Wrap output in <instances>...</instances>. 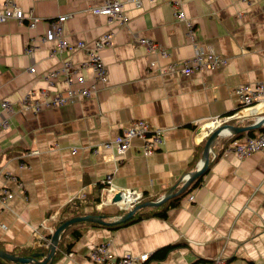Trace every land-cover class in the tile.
<instances>
[{
	"label": "crops",
	"instance_id": "0c3cea01",
	"mask_svg": "<svg viewBox=\"0 0 264 264\" xmlns=\"http://www.w3.org/2000/svg\"><path fill=\"white\" fill-rule=\"evenodd\" d=\"M6 1H14L40 20L33 27L26 19L23 24L14 19L0 22V100L16 108L9 127L0 131V189L7 185L14 192L0 204L2 250L16 254L31 250L41 253L42 260L50 251L49 246L43 254L50 244L46 235L54 232L63 209L83 192L100 194L103 180L111 175L118 187L142 190L146 200L141 203L159 200L178 185L162 204L142 207L138 220L115 227L79 224L73 228L82 231L77 239L72 229L65 231L47 264H95L88 253L102 242L116 255L152 254L172 246L144 264H191L216 255L227 264H264V150L239 160L229 149L232 137L221 133L211 145L208 168L182 188L204 161L208 127L203 126L238 110L239 85L264 82V0H187L184 11L195 22V42L213 47L229 62L219 70L165 76L161 69L167 59L137 44L135 37L162 45L169 60L194 55L187 26L175 17L168 0H143L140 7L125 4V25L88 10L103 0H0V9ZM61 15H69L62 25L72 45L84 42L92 47L101 35L116 31L113 44L99 53L108 67V82L90 98L38 112L21 111L26 93L33 91L36 99L45 101L41 90L51 94L65 90L62 74L52 85L44 79L64 59L82 64L83 75L93 74L91 67L83 66L88 60L85 48L58 50L52 29ZM29 47L34 48L31 53ZM32 66L35 72H30ZM3 115L0 107V119ZM134 119L164 130L159 150L144 155L142 141L136 138L121 162L112 151L93 152V147L114 139ZM254 120V115H246L227 124L246 126ZM250 131L255 135L261 128L234 134L245 137ZM5 171L13 172L23 186L7 180ZM83 209L93 210L91 205ZM97 209L111 219L121 208L104 189Z\"/></svg>",
	"mask_w": 264,
	"mask_h": 264
},
{
	"label": "built area",
	"instance_id": "2783aa9c",
	"mask_svg": "<svg viewBox=\"0 0 264 264\" xmlns=\"http://www.w3.org/2000/svg\"><path fill=\"white\" fill-rule=\"evenodd\" d=\"M171 4L175 17L183 21L187 26V35L195 43V53L192 57L184 60H169L170 55L167 50L159 43L147 37L136 36L135 42L137 44L145 45L149 51L158 52L167 59V63L161 69L162 75L181 74L188 75L205 70H219L224 68L228 62V57L216 51L213 47L202 46L196 41L194 33L195 22L189 18L184 11V3L187 0H168ZM133 3L140 7L143 0H103L99 5L91 6L88 10L95 14L105 15L110 22L118 21L121 25L128 22V16L125 12V4ZM69 15H61L53 22V37L57 39V46L60 52L70 50L76 51L85 48L88 53V60L83 66L91 67L93 74L90 77L83 75L80 71L81 66L75 65L70 58L64 59L62 65L55 70L48 71L44 74V79L49 84L59 74L64 76L67 87L65 90L56 89L54 93H50L48 89L41 90V94L45 97V101L36 99L34 92L31 91L20 101L21 111H35L38 112L43 107L62 106L69 102L77 101L79 98L92 97L100 87L106 85L109 79V71L107 65L102 62L100 52L106 47L113 44L115 31L111 30L99 38H97L92 47H87L86 43L79 42L76 45L70 44L69 40L64 36L63 22ZM14 19L20 23L28 20L29 26L33 27L40 20L34 13H26L14 1H6L4 6L0 9V22ZM33 47H29L28 51L31 53ZM30 72H35L34 66L30 67ZM236 94L240 99V106L237 111L230 115H223L214 117L209 120L203 128L206 129V136L218 128L219 126L227 125V122L236 117H244L246 115H254V123L261 121V131L255 135H246L245 137H238L229 127H224L221 133L226 132L230 135V147L236 157L241 160L246 157L264 150V82L256 81L253 83H244L239 85L236 89ZM0 107L4 111L3 117L0 119V131L9 127V118L16 113V108L8 100H0ZM202 131V127L201 130ZM220 133V134H221ZM164 130L161 127L152 125L145 119H134L127 125L121 127L119 134L109 141L101 142L93 147L94 153H99L102 149L109 150L114 153L116 161H123L126 158L128 150L132 146L134 139L138 138L142 141V153L144 155H151L161 148L163 143ZM77 152V147L72 149V153ZM30 155V153L28 154ZM22 167L24 164L21 165ZM5 178L7 180H14L20 187L23 186L17 176L11 171H5ZM105 183V190L108 191L110 199L116 193L122 197L119 205L121 209L130 210L135 205L140 203L144 197L142 190L130 187H118L113 183L112 176L107 175L103 180ZM83 192L80 196H84ZM14 192L7 185H3L0 189V204L6 203ZM115 203V202H114ZM53 232V229H51ZM149 253L135 255L132 253H125L123 255H116L110 249L108 243L102 242L90 248L88 258L95 264H144L150 258ZM191 264H227L226 260L221 255H216L211 259L195 261Z\"/></svg>",
	"mask_w": 264,
	"mask_h": 264
},
{
	"label": "water",
	"instance_id": "95a60500",
	"mask_svg": "<svg viewBox=\"0 0 264 264\" xmlns=\"http://www.w3.org/2000/svg\"><path fill=\"white\" fill-rule=\"evenodd\" d=\"M261 126H262L261 121H259L257 123H253V124L246 125V126H234V125L227 124V125L219 126L218 128L214 129L210 133V135L208 136L206 144H205L204 161L201 163V165L198 167V169L195 172L190 173L189 176L186 177V182L182 186V188L187 187L191 181H193L198 176L202 175L205 172V170L208 168L209 162H210L209 154H210L211 145L218 138V136L220 135V133L224 127H229L231 130H233L234 133H238V132H246V131H249L252 129H259V128H261ZM177 185H174L170 189L169 193L159 200L138 203L137 205H135V207L128 210V212L126 214L122 215L119 219L115 220L114 222H121V221L128 220L131 216H133L136 213L137 210L141 209L142 207H145L148 205L157 206V205L162 204L172 194H174L173 191L175 190ZM182 188L180 190H182ZM121 200H122L121 195L119 193H116L113 197V201L115 203H120ZM82 221H90V222H95V223H99L102 225H110V224L114 223V222L106 221L103 218V216H101V215L86 214V215L74 216V217H71V218L65 220L64 222H62L61 224H59L55 228L54 232L52 233V237H51V241H50V251H49L48 255L46 257H44L42 260L38 259V256H39L38 253H34L30 256H19V255H15L13 253H10V252L2 250V249H0V258L7 260V261H11L13 263L47 264L53 259V256L55 254V251H56V248H57V245L59 242V239H60L63 231L68 226L75 224L77 222H82Z\"/></svg>",
	"mask_w": 264,
	"mask_h": 264
},
{
	"label": "trees",
	"instance_id": "16d2710c",
	"mask_svg": "<svg viewBox=\"0 0 264 264\" xmlns=\"http://www.w3.org/2000/svg\"><path fill=\"white\" fill-rule=\"evenodd\" d=\"M250 135H254V132L253 131H250ZM105 183L102 182L101 186H100V194H98V192H95L93 195H88L86 192L84 194V196H80V197H76L75 199H73L70 204H68L64 209H63V213L61 214V216L58 217L57 219V222H56V225H55V228L61 224L62 222H64L65 220L71 218V217H74V216H79V215H86V214H92V215H101L103 216V218L106 220V221H109V222H114L113 219L116 217H120L122 216L123 214L126 213V210L125 209H119L115 215H110L112 216L111 219H108L109 215H107V213H105L104 211H101V210H98L97 209V206H99L102 202V195H103V190L105 188ZM102 192V193H101ZM146 195H144L142 201L146 200ZM141 201V202H142ZM178 201H176L177 203ZM86 205H91L93 210L92 211H86L85 209H83V206H86ZM140 210V209H139ZM137 210L136 213L129 219V220H126V221H121V222H114L112 224H110L112 227H115V226H118L120 224H124V223H127L131 220H138L140 218H142V213H140V211ZM139 211V212H138ZM138 213V214H137ZM160 215H164V212H160ZM108 216V217H107ZM114 217V218H113ZM79 224H93V225H102V224H99V223H95V222H90V221H82V222H77L75 224H72L70 226H68L64 231H68L70 229H72L71 231V234H72V237L77 239L79 238L81 235H82V231L80 229H73L75 228L77 225ZM109 225V226H110ZM51 237H52V233H48L46 235V238L50 241H51ZM62 240V239H61ZM61 242V241H60ZM72 245L73 243L70 241L68 242L67 244V250L68 251H71V248H72ZM49 246L50 244L48 245V248H46L43 252V254H47L48 253V250H49ZM172 246H167L163 249H159L156 253H152L150 255V257H157V256H161L163 254H165ZM167 248V250H166ZM0 249H3L0 245ZM14 253V252H12ZM38 253V255H42L41 253L39 252H36ZM16 254V253H14ZM34 254L31 250L30 251H24L23 253L21 254H16V255H19V256H30ZM5 263H8L6 260H3L2 258H0V264H5Z\"/></svg>",
	"mask_w": 264,
	"mask_h": 264
},
{
	"label": "bare ground",
	"instance_id": "6f19581e",
	"mask_svg": "<svg viewBox=\"0 0 264 264\" xmlns=\"http://www.w3.org/2000/svg\"><path fill=\"white\" fill-rule=\"evenodd\" d=\"M56 20V19H55ZM54 20V21H55ZM25 21V20H24ZM27 22V21H26ZM23 24V23H22ZM29 24V23H28ZM120 28V27H119ZM53 30V29H52ZM65 31V30H64ZM107 31V30H106ZM116 32V31H115ZM82 41V40H81ZM89 42V41H88ZM93 42V41H92ZM57 44V43H56ZM71 44V43H70ZM65 52V51H64ZM52 55V54H51ZM57 56V55H56ZM71 60V59H70ZM43 77V76H42ZM60 80V79H59ZM65 81V80H64ZM45 82V81H44ZM47 86V85H46ZM53 87V86H52ZM57 88V87H56ZM35 89V88H34ZM39 89V88H38ZM27 94V93H26ZM36 95V94H35ZM26 96V95H25ZM38 98V97H37ZM19 102V101H18ZM54 108V107H53ZM206 120V119H205ZM235 126V125H234ZM109 141V140H108ZM119 162V161H118ZM23 163V162H22ZM117 163V162H116ZM137 189V188H136Z\"/></svg>",
	"mask_w": 264,
	"mask_h": 264
}]
</instances>
